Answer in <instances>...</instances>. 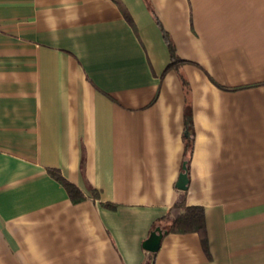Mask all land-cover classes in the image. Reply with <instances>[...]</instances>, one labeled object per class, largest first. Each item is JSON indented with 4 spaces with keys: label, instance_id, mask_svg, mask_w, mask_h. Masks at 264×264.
Returning <instances> with one entry per match:
<instances>
[{
    "label": "crops",
    "instance_id": "obj_1",
    "mask_svg": "<svg viewBox=\"0 0 264 264\" xmlns=\"http://www.w3.org/2000/svg\"><path fill=\"white\" fill-rule=\"evenodd\" d=\"M0 264H264V0H0Z\"/></svg>",
    "mask_w": 264,
    "mask_h": 264
},
{
    "label": "trees",
    "instance_id": "obj_2",
    "mask_svg": "<svg viewBox=\"0 0 264 264\" xmlns=\"http://www.w3.org/2000/svg\"><path fill=\"white\" fill-rule=\"evenodd\" d=\"M169 47L171 49L172 60L168 65L167 70L171 68L179 69L185 59L181 58L176 53L175 46L170 40ZM184 82L187 83V80L184 79ZM185 142V160L189 163L194 148L192 127L187 129ZM49 171L51 175H53L65 186L73 202H80L85 198L84 193L79 189V187L64 177L58 169H49ZM161 224L169 232L186 233L195 231L202 235L204 241L207 239L206 215L204 207L202 205H187L185 197L179 198L175 201L171 209L163 217Z\"/></svg>",
    "mask_w": 264,
    "mask_h": 264
},
{
    "label": "water",
    "instance_id": "obj_3",
    "mask_svg": "<svg viewBox=\"0 0 264 264\" xmlns=\"http://www.w3.org/2000/svg\"><path fill=\"white\" fill-rule=\"evenodd\" d=\"M183 171L181 172L177 187L186 190L189 184V174L187 170V161L183 164ZM163 229L160 226H157L155 229L151 231L150 236L144 241V247L152 252H157L161 246V241L163 238Z\"/></svg>",
    "mask_w": 264,
    "mask_h": 264
}]
</instances>
